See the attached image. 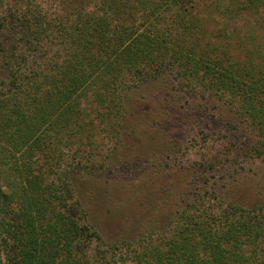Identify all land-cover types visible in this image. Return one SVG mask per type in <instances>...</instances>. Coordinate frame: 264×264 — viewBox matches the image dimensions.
<instances>
[{"label": "trees", "instance_id": "trees-1", "mask_svg": "<svg viewBox=\"0 0 264 264\" xmlns=\"http://www.w3.org/2000/svg\"><path fill=\"white\" fill-rule=\"evenodd\" d=\"M57 1L0 0V264H264V203L241 199L193 196L160 231L105 241L78 157L117 146L135 91L168 74L233 105L255 138L239 154L264 160V0Z\"/></svg>", "mask_w": 264, "mask_h": 264}, {"label": "rangeland", "instance_id": "rangeland-1", "mask_svg": "<svg viewBox=\"0 0 264 264\" xmlns=\"http://www.w3.org/2000/svg\"><path fill=\"white\" fill-rule=\"evenodd\" d=\"M3 1L6 8L14 0ZM251 18L238 13L235 27L243 33ZM255 32L264 41V29ZM170 78L135 91L133 115L124 121L117 146L102 134L94 137L91 156L78 153L93 166L80 182V201L90 218L102 212L95 226L105 241L138 238L158 218L160 231L175 209L200 194L264 203V160L239 154L255 138L236 108L209 91L186 95Z\"/></svg>", "mask_w": 264, "mask_h": 264}]
</instances>
